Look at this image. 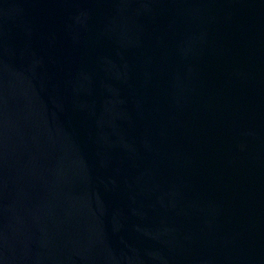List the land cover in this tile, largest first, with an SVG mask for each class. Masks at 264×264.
I'll return each mask as SVG.
<instances>
[{"label":"water","instance_id":"1","mask_svg":"<svg viewBox=\"0 0 264 264\" xmlns=\"http://www.w3.org/2000/svg\"><path fill=\"white\" fill-rule=\"evenodd\" d=\"M0 264H264V0H0Z\"/></svg>","mask_w":264,"mask_h":264}]
</instances>
